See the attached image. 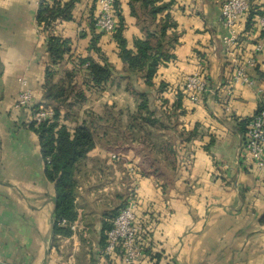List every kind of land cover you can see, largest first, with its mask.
<instances>
[{"label":"crops","instance_id":"0c3cea01","mask_svg":"<svg viewBox=\"0 0 264 264\" xmlns=\"http://www.w3.org/2000/svg\"><path fill=\"white\" fill-rule=\"evenodd\" d=\"M163 1L172 4L175 27L169 33H176L178 41L170 51L174 57L159 66L154 86L126 72L116 41L104 34L99 46L120 80L87 89V66H79L77 58L95 54L89 45L98 0H77L73 19L58 20L49 30L38 22L40 0H0V264H121L118 251L104 254V229L127 204L133 183L130 164L138 175L136 223L143 227L145 243L141 264H264V172L239 156L246 132L241 122L264 108V50L250 70L253 84H229L237 63L250 57L262 40L255 23L259 15L250 24L247 14L239 20L238 44L231 51L224 44L228 32L222 22L223 0ZM116 2L132 47L143 33L130 0ZM257 3L264 11V0ZM50 35L71 41V54L54 68L56 81L72 70L75 91L87 95L85 102L74 105L78 119L66 122L72 130L88 112L103 115L112 107L124 120L136 112L138 101L126 85L131 79L159 112H174L181 94L175 118L178 129L190 136L176 140V171L167 186L139 173L141 157L132 148L113 151L99 142L88 153L79 178L78 229L56 239L55 183L45 175L39 135L27 124L28 110L16 107L20 78L28 81L33 106L45 101ZM201 69L209 91L196 104L183 88L186 78ZM113 154L118 157L112 159Z\"/></svg>","mask_w":264,"mask_h":264},{"label":"trees","instance_id":"16d2710c","mask_svg":"<svg viewBox=\"0 0 264 264\" xmlns=\"http://www.w3.org/2000/svg\"><path fill=\"white\" fill-rule=\"evenodd\" d=\"M76 2L77 0L41 1L38 22L49 30L58 20L71 21ZM129 5L143 37L135 38L132 47H129V42L123 34L124 18L118 10L117 2L115 9L118 10L116 14L118 24L111 35L117 43L119 57L125 64L126 72L142 76L146 85L153 87V79L159 66L174 57L170 51L178 41L176 33H169V30L175 27L169 11L172 4L163 0H130ZM257 15H264V11L259 9L255 0H250V8L247 12L249 24ZM94 21L90 27L92 38L89 52L95 54L80 56L77 60L79 66H87L84 82L87 89H102L107 83L120 78L99 46L101 36L106 33L99 32L94 26ZM48 53L50 65L45 73V101L41 104L50 107L54 115L37 126L31 123L29 129L39 135L45 161V175L49 181L55 183L54 238L56 239L59 236L72 234L70 227L61 223L63 220L74 222L78 218L76 198L80 186L79 178L83 174L84 161L88 153L99 142H104L103 144L113 151L132 148L141 157L138 165L139 173L142 176H153L162 186H167L176 171L178 160L176 140L190 139V136L187 132L178 129V120L175 118L178 117L177 110L181 108V94L174 112L169 113L163 109L159 112L150 95L139 91L131 79L126 85L138 101L136 112L130 113L126 120L123 119L122 112L112 107H108L103 115L88 112L84 122L77 124L72 130L66 122L78 119V111L74 109V105H81L86 101V91L81 89L75 91L74 71L66 72L56 81L54 69L71 54V41L61 36L50 35ZM39 105L34 106V109ZM250 120L246 119L241 124L247 127ZM121 209L115 211L114 217ZM111 226L112 224L108 223L104 229L106 240Z\"/></svg>","mask_w":264,"mask_h":264},{"label":"built area","instance_id":"2783aa9c","mask_svg":"<svg viewBox=\"0 0 264 264\" xmlns=\"http://www.w3.org/2000/svg\"><path fill=\"white\" fill-rule=\"evenodd\" d=\"M43 0H40V3ZM116 0H98L94 26L99 32L112 34L115 32L118 19L115 12ZM250 8V0H223L221 4L222 22L228 34L224 37V44L228 50L234 51L238 44V22L244 17ZM256 26L262 33V40L253 46L252 55L246 60L237 63L236 68L230 77V86L238 84L251 85L253 79L250 70L255 68L258 55L264 50V15L258 16ZM22 91L16 103L17 108L27 109L29 112L28 126L34 123L36 126L45 119L53 117L54 112L50 107L40 104L34 109L33 94L28 88V81L20 78ZM184 92L189 99L199 104L209 91V79L204 69L189 75L184 83ZM232 88L227 95L231 97ZM239 156L247 164L255 167L257 171L264 172V108L251 118L246 127L245 138L243 140ZM112 159H116L118 154H113ZM132 179V186L129 189L127 204L120 210L114 218L112 226L107 233V243L104 247V254L111 255L117 251L121 255V264H141L145 257V243L143 241V227L136 223V209L138 207L139 186L136 167L130 164L128 167ZM63 225H68L72 231L78 229L76 221L67 222L63 220Z\"/></svg>","mask_w":264,"mask_h":264}]
</instances>
